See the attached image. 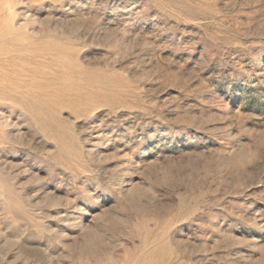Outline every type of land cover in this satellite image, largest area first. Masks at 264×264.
<instances>
[{"label": "rangeland", "instance_id": "1", "mask_svg": "<svg viewBox=\"0 0 264 264\" xmlns=\"http://www.w3.org/2000/svg\"><path fill=\"white\" fill-rule=\"evenodd\" d=\"M0 264H264V0H0Z\"/></svg>", "mask_w": 264, "mask_h": 264}]
</instances>
